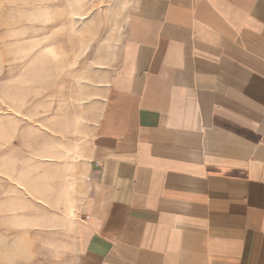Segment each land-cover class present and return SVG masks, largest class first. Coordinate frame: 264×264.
Segmentation results:
<instances>
[{"label": "crops", "instance_id": "1", "mask_svg": "<svg viewBox=\"0 0 264 264\" xmlns=\"http://www.w3.org/2000/svg\"><path fill=\"white\" fill-rule=\"evenodd\" d=\"M92 91L67 264H264V0H131Z\"/></svg>", "mask_w": 264, "mask_h": 264}, {"label": "rangeland", "instance_id": "2", "mask_svg": "<svg viewBox=\"0 0 264 264\" xmlns=\"http://www.w3.org/2000/svg\"><path fill=\"white\" fill-rule=\"evenodd\" d=\"M130 4L0 0V264L72 261L69 168L84 161L92 90L115 60Z\"/></svg>", "mask_w": 264, "mask_h": 264}]
</instances>
